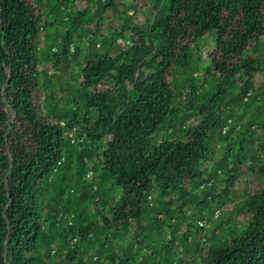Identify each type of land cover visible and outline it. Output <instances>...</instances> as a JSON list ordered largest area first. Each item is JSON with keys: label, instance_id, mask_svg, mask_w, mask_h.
<instances>
[{"label": "trees", "instance_id": "trees-1", "mask_svg": "<svg viewBox=\"0 0 264 264\" xmlns=\"http://www.w3.org/2000/svg\"><path fill=\"white\" fill-rule=\"evenodd\" d=\"M130 1L134 12L128 0H0V264H264V0ZM212 30L206 77L186 89L179 69L196 73ZM74 127L84 143L70 142ZM98 172L121 190L112 203ZM212 203L228 213L216 237L198 223L214 220Z\"/></svg>", "mask_w": 264, "mask_h": 264}, {"label": "rangeland", "instance_id": "rangeland-1", "mask_svg": "<svg viewBox=\"0 0 264 264\" xmlns=\"http://www.w3.org/2000/svg\"><path fill=\"white\" fill-rule=\"evenodd\" d=\"M165 0H162V2L160 4H163ZM150 2H152L150 0ZM142 6V5H141ZM128 7L130 8L131 11L134 12V10L136 9V3L133 2V1H130L128 0ZM151 7L150 6H147V7H141L139 8V12L138 14H136V16L139 17L140 19V22H145L147 18L151 17ZM93 13L96 14V9L93 10ZM106 33H108V31H106ZM215 43H216V31L215 30H212L207 37H204V38H201L199 39L198 41V44L200 46V49H201V54H202V57L204 58L202 60V63L200 66H197L195 65L194 66V71L196 70V73L193 72V70H191L192 72L188 71V73H184L182 71V69H179V72L181 73V77L178 79V83L181 84V85H185L186 86V89H188V82L191 81L195 76H198L197 78H203V77H206L205 76V71H204V66L207 65V58H206V54L208 52V49L211 48V47H214L215 46ZM127 43H123V40L120 41V46H124L126 45ZM75 47L78 46L80 47L81 49H88L89 47L97 50L98 52H103L106 48L105 46L103 47H96L95 43H87L86 41H78L76 44H74ZM94 46V47H93ZM205 51V52H204ZM82 54V53H81ZM80 56L82 55H76V57H74L72 59V61L70 62V68L68 70V73H67V76H66V79L69 81V83H71L72 87L71 88H68L67 90L65 91H58V94L55 96L58 98V100H60V104L62 106V110H66V109H69V108H72L74 107V104L73 102L71 101V94H73L75 92V90L79 87V82H80V79L77 77V74H78V66H79V60H80ZM203 65V66H202ZM196 67V68H195ZM50 80L52 79L51 77L49 78ZM50 80H47V86L50 88L53 83L50 82ZM207 80L209 81V86L207 87L208 90H211L212 89V86H213V83H212V80H211V77H207ZM58 81L55 82V86L58 85ZM180 99L177 98V101H179ZM81 107L83 110H85V107L83 105V103L81 102ZM59 119V122H62V119L65 118V116H63L62 114H60L58 117ZM244 122H245V119H243ZM178 120L175 119L174 123H177ZM169 123L167 122L166 125L160 129V131L155 135L156 137H159L161 135H164V134H168V132L171 130L169 128ZM257 132V137L256 138H259V137H264V128H260L258 130H256ZM69 132H66V136L68 138L69 136ZM154 141V140H153ZM259 141H256V143L254 145H250V150L251 152L253 153L254 151L257 150V143ZM224 152V146L223 144L220 145L218 151H217V154L215 155V157L213 159H211L210 161V170H211V173L213 176L216 177V181H217V184L219 186L222 185L224 179H225V175L222 174L221 172H218V161L220 160V158L222 157V154ZM248 164L249 165H252L251 164V159H248L247 160ZM231 167L233 166V164L230 165ZM248 171L251 173L252 170L251 169H248ZM96 182L98 184H100L102 186V188L105 187L104 189V193L106 194L107 198L110 199V203L113 202V200L115 199L116 196H118L121 192L120 188L118 187H115L113 189H107V184L105 182V180L101 177V172H98L97 173V179H96ZM239 184V183H238ZM237 184V187L239 186ZM238 196V197H237ZM236 197H232L230 200H229V207H233L235 204H234V200H238L239 198H241L242 194L241 193H238ZM155 198L158 199L159 196H158V191L155 192ZM227 205H223V204H217V203H212L211 204V208L215 209L217 213V211L219 210L221 215L223 214L224 217H227V212L224 210V207H226ZM214 210V211H215ZM207 211V210H206ZM236 217H240L238 220L240 221H243L245 220L244 218H241L240 215H238L237 213H235ZM208 224L207 226L205 227V229L203 230V232L205 231V234L207 235H210V237H216V235L218 234L217 232H214L216 230V222H219V218L218 217H214V220L213 221H207L205 220ZM168 235L167 231L165 232L164 236L166 237ZM205 236V235H204ZM195 239L193 238V241ZM95 241V240H94ZM93 254L94 250L92 249L91 251H89V253H87V258L90 257L91 253ZM186 255L187 256V261L188 263H192L194 261L193 259V253L191 254L190 252H188Z\"/></svg>", "mask_w": 264, "mask_h": 264}, {"label": "built area", "instance_id": "built-area-1", "mask_svg": "<svg viewBox=\"0 0 264 264\" xmlns=\"http://www.w3.org/2000/svg\"><path fill=\"white\" fill-rule=\"evenodd\" d=\"M129 42H130V41H129ZM98 45H100V43H98ZM71 48H72V50H74V49H75V45L72 44V45H71ZM54 49L56 50L57 47H54ZM49 73H50V74H53V73H59V70L50 69V70H49ZM232 122H233V119H232V118H229L227 124H226V125L224 126V128H223V131H224V132H226V131L229 129L230 124H231ZM62 123L65 124L66 121H62ZM237 127L240 128V127H241V124H238ZM78 128H79V127H74L73 132H72L71 135L69 136V137H70L69 139H70V142H71V143H74V144H82V143L85 142V140H86V138H87V134H86V132H82V133H78V132H77V131H78ZM64 159H65V158L62 157V159L59 160L58 163L61 164V163L64 161ZM85 161H90V159H89L88 157H85ZM55 170H57V168H55ZM218 171L221 172V169H218ZM93 174H94V169H93V168H89V170L87 171V177H91ZM214 181H215V178H214V177H213V178H210V180L204 182V183L201 185L200 189L203 188L206 184H208V185L213 184ZM94 187L97 188V185H95ZM72 191H74V190L72 189ZM150 198H151V197H150ZM219 215H220V211L218 210L217 213H215V217H219ZM73 217H74V213L71 214V217H70V220H69V224H72V222H73V220H72ZM198 223H199V225H200L201 227H204V228H205V227L207 226V224H208L205 220H202V219H199ZM77 239H78V238L75 237V238H74V241H76ZM203 239H206V237L204 236Z\"/></svg>", "mask_w": 264, "mask_h": 264}]
</instances>
